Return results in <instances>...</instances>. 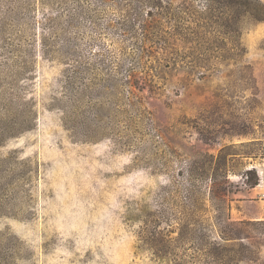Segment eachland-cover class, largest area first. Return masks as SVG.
Instances as JSON below:
<instances>
[{
  "label": "rangeland",
  "instance_id": "obj_1",
  "mask_svg": "<svg viewBox=\"0 0 264 264\" xmlns=\"http://www.w3.org/2000/svg\"><path fill=\"white\" fill-rule=\"evenodd\" d=\"M203 1L194 39L144 57L137 96L123 88L115 103L96 101L100 129L83 99L77 131L54 100H67L65 65L41 53L45 9L0 0V40L27 50L28 72L11 99L0 84V264H264V219L236 201L264 169V20ZM223 10L239 19L231 39ZM103 23L80 19V54L97 65L94 52L107 47L116 62L123 43ZM223 146L227 200L212 195L223 178L208 171Z\"/></svg>",
  "mask_w": 264,
  "mask_h": 264
},
{
  "label": "trees",
  "instance_id": "obj_2",
  "mask_svg": "<svg viewBox=\"0 0 264 264\" xmlns=\"http://www.w3.org/2000/svg\"><path fill=\"white\" fill-rule=\"evenodd\" d=\"M37 1L39 7L45 9L42 13L44 23L39 31L41 53L49 58L56 57L65 65L63 81L67 91L64 98L67 100L63 98L54 100L60 102L59 108L65 115V120L71 125V129L77 131H81L80 126L83 127L85 124V121L82 120H86L87 116L82 109L83 99L90 98L92 101L90 114L92 113L93 121L92 119L90 121H92V126L100 129L98 103L103 101L102 99H104V103L111 101L116 96H121L123 88L131 98L137 96L134 88L138 90L143 88L139 85L138 79L135 80V71L136 68L146 67V64L144 66V57H150L159 49H164L167 44L169 45V38L191 42L196 34L195 29L207 25L195 23L197 21L193 20L196 17V10L193 9L194 0H182L178 6L174 5L175 0ZM214 1L222 5V9L239 6L243 16H248L255 21L264 20V5L260 0H204V10L211 11L214 8ZM178 7H182V9ZM7 10L11 12L14 9L8 8ZM220 14H222L220 18L224 21L222 26L226 28L221 32L224 34V38L231 39L239 33V19H233L224 10ZM82 18L95 27L100 21H104L102 28L112 31L123 42L117 48L120 57L118 61L122 62L113 61L114 57L107 47L99 49L97 54L95 52L92 54L99 57L98 65L95 64V61H89L80 54L79 31ZM100 50L106 52L101 53ZM26 51L21 44L0 40V84L4 87L3 93L8 92L10 99L17 95L19 78L28 75L25 67ZM124 59H128L127 65L123 63ZM190 65L193 66L192 63ZM147 68L154 72H159L160 68V71L163 72L160 65H148ZM95 69H98L99 72H96ZM96 101H98V107L95 106ZM107 130L111 129L107 127ZM227 147L220 148L216 155H208L212 164L208 168L210 178L213 180L217 176L223 178L221 183L213 181L212 195L222 200L229 199L231 182L228 178V169L217 163H221L225 157ZM193 175L194 169L189 163L186 168V176L193 177ZM258 179L254 182L246 181L245 184L253 187L258 183ZM226 221L232 222L229 216Z\"/></svg>",
  "mask_w": 264,
  "mask_h": 264
},
{
  "label": "crops",
  "instance_id": "obj_3",
  "mask_svg": "<svg viewBox=\"0 0 264 264\" xmlns=\"http://www.w3.org/2000/svg\"><path fill=\"white\" fill-rule=\"evenodd\" d=\"M263 174L259 175V182L248 189L242 191L239 194V199L236 201L243 207L245 211V218L248 219H264V169ZM254 203L258 208L256 212H252L249 209V204Z\"/></svg>",
  "mask_w": 264,
  "mask_h": 264
}]
</instances>
